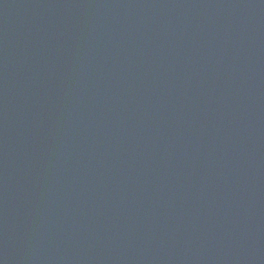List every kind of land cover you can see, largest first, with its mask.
Here are the masks:
<instances>
[{
	"label": "water",
	"instance_id": "1",
	"mask_svg": "<svg viewBox=\"0 0 264 264\" xmlns=\"http://www.w3.org/2000/svg\"><path fill=\"white\" fill-rule=\"evenodd\" d=\"M0 264H264V0H0Z\"/></svg>",
	"mask_w": 264,
	"mask_h": 264
}]
</instances>
